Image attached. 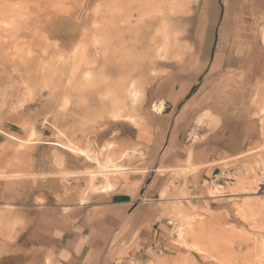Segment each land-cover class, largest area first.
Returning a JSON list of instances; mask_svg holds the SVG:
<instances>
[{"label":"rangeland","instance_id":"obj_1","mask_svg":"<svg viewBox=\"0 0 264 264\" xmlns=\"http://www.w3.org/2000/svg\"><path fill=\"white\" fill-rule=\"evenodd\" d=\"M219 12L220 0H0V122L7 110L17 126L13 138L0 125V264H59L71 208L105 193L103 177L85 172L100 171L95 159L138 166L134 133L198 89ZM259 148L224 189L236 195L229 217L176 202L171 251L129 264H258L264 223L245 194L256 192Z\"/></svg>","mask_w":264,"mask_h":264},{"label":"crops","instance_id":"obj_2","mask_svg":"<svg viewBox=\"0 0 264 264\" xmlns=\"http://www.w3.org/2000/svg\"><path fill=\"white\" fill-rule=\"evenodd\" d=\"M217 24L215 52L198 89L175 112L156 108L155 120L134 133L138 166H120L127 171L113 174L112 184L103 177L108 191L71 208V239L59 264H129L151 251H171L167 230L176 202L206 219L232 213L235 198L224 189L251 171L264 144V0H220ZM9 113L1 116L11 122L0 125L13 137L17 126ZM200 117L205 124L193 128ZM217 187L224 197L212 198Z\"/></svg>","mask_w":264,"mask_h":264},{"label":"bare ground","instance_id":"obj_3","mask_svg":"<svg viewBox=\"0 0 264 264\" xmlns=\"http://www.w3.org/2000/svg\"><path fill=\"white\" fill-rule=\"evenodd\" d=\"M262 45H264V35L262 36ZM130 96L135 99L136 96V92L133 90L131 91L130 93ZM262 112L264 113V111L262 110ZM119 115H116L115 118H117ZM120 118V116H119ZM132 121V119H131ZM34 134V133H33ZM32 135V134H31ZM263 148V147H262ZM257 151V150H256ZM260 151V149H259ZM84 154V152H83ZM85 154H87L85 152ZM123 155V154H122ZM88 157V155H86ZM95 162H97L96 164L99 165V167L101 168L100 171H88V172H85V174L90 178V180H94L97 176H102V177H108V176H112L113 174H124L127 170H124V169H119V168H116L113 164H110V163H106L104 166L100 165L98 163V160L95 159ZM190 166V165H189ZM95 167V166H94ZM159 169V168H158ZM191 169V168H190ZM150 170V169H149ZM145 171V170H144ZM148 171V170H147ZM82 172V171H81ZM154 172V171H153ZM257 183V180L255 181ZM96 187V186H95ZM91 188L93 190H95V188L93 186H91ZM108 188H110L108 185L107 186H101V190H107L108 191ZM221 187H217L215 189V192L213 193L216 197V198H222L224 197L223 195V192L222 191H219ZM255 191H256V185H255ZM227 191V190H226ZM103 192V191H101ZM245 195H248L251 199L248 203H246L247 207L249 208L250 212L253 214V218H254V221H258L259 223H264V205H263V201H264V197H262L257 191L255 193L253 192H249ZM259 196L263 201H261L260 199H255L257 197L255 196ZM230 196H236V195H230ZM241 196V194H240ZM187 200V199H186ZM241 210V209H240ZM239 210V211H240ZM238 211V212H239ZM244 214V213H243ZM258 223V224H259ZM195 231V230H194ZM193 234V233H192ZM204 234V233H203ZM194 235V234H193ZM196 239V238H195ZM259 247V250H258V264H264V242L260 245H258Z\"/></svg>","mask_w":264,"mask_h":264},{"label":"built area","instance_id":"obj_4","mask_svg":"<svg viewBox=\"0 0 264 264\" xmlns=\"http://www.w3.org/2000/svg\"><path fill=\"white\" fill-rule=\"evenodd\" d=\"M256 191L264 197V162L257 174Z\"/></svg>","mask_w":264,"mask_h":264}]
</instances>
